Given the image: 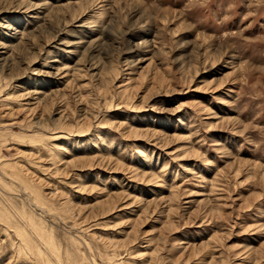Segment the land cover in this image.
<instances>
[{
	"label": "rangeland",
	"instance_id": "1",
	"mask_svg": "<svg viewBox=\"0 0 264 264\" xmlns=\"http://www.w3.org/2000/svg\"><path fill=\"white\" fill-rule=\"evenodd\" d=\"M0 264H264V0H0Z\"/></svg>",
	"mask_w": 264,
	"mask_h": 264
}]
</instances>
